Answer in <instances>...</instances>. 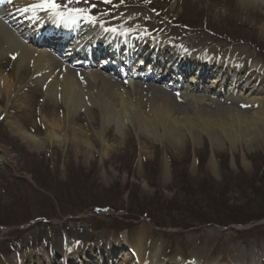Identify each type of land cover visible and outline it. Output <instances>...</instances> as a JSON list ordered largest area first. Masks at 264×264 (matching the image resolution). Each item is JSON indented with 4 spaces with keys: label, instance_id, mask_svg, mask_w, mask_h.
Returning a JSON list of instances; mask_svg holds the SVG:
<instances>
[{
    "label": "rangeland",
    "instance_id": "1",
    "mask_svg": "<svg viewBox=\"0 0 264 264\" xmlns=\"http://www.w3.org/2000/svg\"><path fill=\"white\" fill-rule=\"evenodd\" d=\"M75 2L96 6L97 11L89 9L87 19L122 24V29H130L132 17L143 18L145 25L131 28L141 33L135 34L136 38L146 41L151 40L148 36L177 42L191 39L196 48L206 45L220 52L247 51L241 65L248 70L253 60H259L261 68L255 69V77L262 82L258 87L244 88L241 98L259 101L264 118V0H258L254 10L244 9L237 0H56L65 14L66 9H82ZM13 44L10 40L8 45ZM220 60L216 56L213 61ZM192 61L189 68L185 65L178 72L189 71L188 79L203 76V70ZM206 75L205 81L218 78V87L212 90L213 94L224 92L223 100L231 89L228 78L214 75L209 68ZM127 81L131 80L123 82ZM163 85L172 84L167 80ZM205 86L192 96H207L205 104L213 108L215 116L218 99L209 94L210 85ZM242 86L235 90V100ZM174 94L187 93L181 87ZM35 98L41 108L34 110L35 118L29 123L33 132L26 133L46 144L41 152L28 150L22 136L10 128V119L0 118V146L8 155V162L0 163L2 259L8 252L31 254L41 248L44 253H39L35 264H50L48 258L53 259L51 264H122L125 255L130 259L126 264H136L128 245L120 255L113 254L110 247L124 232L132 241L143 226L150 230L149 239L158 241L163 249L156 264H172L177 255L189 264L201 250L211 261L225 264V254L230 257L229 249L234 247L246 248L245 264L251 263V254L264 257V137H242L244 116L255 113V107L241 102L228 104L247 112L240 122L235 120L224 130L215 127L214 138L200 129L184 130L178 148L158 129L144 128L142 133L130 120L114 121L116 125L108 134L115 140L109 143L102 122L97 126L87 123L99 143L92 156L95 162L89 163L80 162L83 157L74 150L79 142L68 133L61 134L62 142L49 144L42 116L49 119L50 110H42L41 98ZM3 102L2 111L9 105ZM215 117L219 121L220 115ZM222 117L229 121L227 114ZM253 126L247 127L254 131L260 127ZM117 128L121 135H117ZM79 130L80 135L85 132ZM142 134L150 136L148 143ZM187 222H191L190 227L182 229ZM69 245L72 248L68 249Z\"/></svg>",
    "mask_w": 264,
    "mask_h": 264
},
{
    "label": "bare ground",
    "instance_id": "2",
    "mask_svg": "<svg viewBox=\"0 0 264 264\" xmlns=\"http://www.w3.org/2000/svg\"><path fill=\"white\" fill-rule=\"evenodd\" d=\"M237 1L247 10H254L259 3L258 0ZM40 2L41 0H15L11 2L13 3L12 5L8 3L4 10V16L8 25L6 22L0 20V107L4 103V100L9 104L4 111L0 108V118L2 121L10 119V128L22 136L28 150L41 152L46 147V144H40L34 137L26 133V131L33 132L29 123L35 118L34 110L41 108L36 104L35 97L41 98V102L43 103L42 110H46L45 108L50 110L49 119L42 116L49 144L53 146L55 142H62L61 138L63 136L61 134L68 133L72 139L76 138L79 142L74 145V150L76 154H80L83 157V160L80 162L94 163L95 161L92 158L96 154L94 148H99V143L95 141L90 133L88 124L97 126L99 122H102L107 131L105 139L109 143V141L115 140V137L108 134V130L114 128V121L119 119L121 122L127 123L130 120L131 124L137 126L136 128L142 129V133L144 132V128H149L152 131L158 129L163 133V136L171 146L178 148L181 147L184 130L194 131L195 129H200L208 133L210 132L214 138L215 127L224 130L227 125L233 123L235 120L240 122V119H242L241 115L247 112L243 111L242 113L236 108L227 106L228 104L239 102L244 103V105H251L257 109L255 113H251L247 118L246 115L244 116L245 121L242 125L244 127L242 133L244 134H242V137L246 135L249 136V140H252L254 136L263 139L264 118L258 105L259 101L253 98L251 100L241 98L244 88L252 85L258 87V84L262 82L255 77V69L261 68L259 60H253L248 70L241 65L249 55L247 51L227 50L220 52V50L215 48L209 50L206 45H203V48H196V41H192L191 39L185 42H177L176 40L178 39H163L162 37L155 39L151 36H148L151 39L148 41L141 37L137 38L136 44L138 45L131 47L126 44L130 41L129 39L133 40L135 34H141L137 31L134 32V29H139L142 25H145L143 18L132 17L131 27L134 29L130 27L131 30L129 28L122 29V24L112 25L110 23L100 27L93 22L89 30L91 32L84 41L87 49H96L97 38H104L106 41H110L109 38H112L111 43L116 42V40L119 41L115 43V47L120 48L124 45V49L126 47L123 54H120L119 48L118 51L113 50V52L116 51V58H120V65H122L120 69L124 70V73H113L107 63L103 61L106 58L100 59L102 61L99 64L92 65L90 61L94 62L95 60L92 56L89 58L77 54L75 57H72L73 53H68L67 57L58 58L56 55L45 50L47 47L40 46L41 44L44 45V42L32 43L33 41L29 39V45L20 41V37L10 28L15 26L13 23L22 24L24 29L27 30V34L30 35L29 33H31L33 35L31 38L35 41H37L36 37L40 39L41 36L46 34L54 35L52 32L45 31L47 27L44 28V26L47 23L48 17L54 16L49 14H55V12L47 8L33 10L30 7ZM73 4H81L82 6L80 7L86 10L82 14L84 18L89 16V9L92 10L91 12L97 11L96 6L92 8L90 3L75 2ZM25 8L28 11H24ZM7 15L10 16V19H8ZM68 19V25L61 24L60 28L65 29L60 34L62 35L63 32L69 31L68 34H73L75 37L78 30L72 29L70 31L69 27L73 25L74 21L71 18ZM82 20V18L75 19L76 22ZM33 24L34 26H32ZM152 32H156V29ZM53 39L55 38H50V40ZM10 40L16 44L8 45ZM123 40H126L127 43L124 44ZM52 46L56 48V43H52ZM145 46L148 47L147 53L150 51V55L151 53L156 54L158 51L159 53L161 51L166 52L161 55L166 57L168 62L162 63L154 55L147 57ZM205 48L209 52L205 51ZM63 51L61 49L57 52L61 53ZM216 56L221 59L219 62L213 61ZM141 57L145 60L141 59ZM181 58L188 68L192 59L195 58L192 64L203 68L201 69L203 70L201 73L203 76L188 79L189 71L177 76L179 72L175 67L174 69H170V62ZM199 58L201 59L199 60ZM113 64H116V62L114 61ZM131 64L134 65L133 69H127V67H131ZM162 67L170 70L162 71ZM207 68H209V71H213L214 75H223L230 81L231 89L227 90V92H232L230 95L227 93V96L223 100L221 96L225 95L224 92L220 93L221 90H219L213 94L214 91L212 90L218 87L217 84L220 82L218 78L205 81L207 78ZM155 71H157L156 77L151 75ZM125 77L131 81L123 82L127 79ZM168 79H170L169 81H171L172 85L164 86L163 82ZM183 82L187 85L184 86ZM206 83L210 85L207 87L209 94L216 96L218 99L215 105L219 108L215 114L220 115L219 121L215 119L216 115L214 116L213 108L205 104L207 96H192V94L199 93L205 89ZM24 84V88L26 89L23 91L24 88L22 87ZM45 85L46 87H44ZM241 86L243 88L240 91L239 98L235 100L233 94ZM181 87H185L187 94L175 95L174 92ZM219 87L222 89V86ZM83 106H85V110L82 111L81 107ZM249 110L248 106L246 111ZM86 111L89 113L86 114ZM226 114L229 121H226L225 117H222ZM86 115H89L88 119ZM249 124L257 126L256 128H258V125L260 127L254 131L247 127ZM79 129H83L85 132L80 135ZM120 131L117 128V135H121ZM150 139V136L142 134L144 142L148 143ZM106 148L107 152H110L109 146H106ZM7 162V151L0 146V163ZM119 236L120 239L114 243L112 242L113 247H110L113 254H119L128 245L127 247L130 248L131 254L136 258V264H156L155 262L158 263L162 258L163 249H161L158 241L155 239L151 241L149 239L150 230L148 227L143 226L140 231H136L132 241L128 239L129 236L125 232ZM76 246L78 245H74V247ZM69 247L72 248L71 245L68 246V249ZM37 251L31 254L18 253L17 251L14 254L8 252L9 255L4 257L6 259H2L1 257L3 256L0 257V264H35L39 253H44V250L41 248H37ZM229 252H231L230 257L227 254L224 256V259L227 261L225 264H245L244 261L247 259L245 247L230 248ZM206 255L205 251H199L198 256L193 255L194 257L189 264H220L218 261H211ZM184 256L186 255L183 254ZM124 257L123 263L126 264L130 259L126 255ZM47 261L51 264L53 259L48 258ZM181 261L183 260L177 255L172 258L171 262L172 264H186ZM250 262V264H264V257L259 258L251 254ZM159 264H163L162 261Z\"/></svg>",
    "mask_w": 264,
    "mask_h": 264
},
{
    "label": "snow or ice",
    "instance_id": "3",
    "mask_svg": "<svg viewBox=\"0 0 264 264\" xmlns=\"http://www.w3.org/2000/svg\"><path fill=\"white\" fill-rule=\"evenodd\" d=\"M108 2H110V0H108ZM30 7L33 10L45 9V8L51 9L54 12H56L57 15H61L62 17L64 16V14L59 11V9L61 8V5L57 4L56 0H41L40 3L33 4ZM24 11H28V9L25 8ZM66 11H67L68 18L73 19L74 22H75V19H77L80 16V14L86 12L85 9H66ZM90 19L92 22H95V17H91Z\"/></svg>",
    "mask_w": 264,
    "mask_h": 264
},
{
    "label": "trees",
    "instance_id": "4",
    "mask_svg": "<svg viewBox=\"0 0 264 264\" xmlns=\"http://www.w3.org/2000/svg\"><path fill=\"white\" fill-rule=\"evenodd\" d=\"M191 222H187V224L185 226H182V227H187L190 225Z\"/></svg>",
    "mask_w": 264,
    "mask_h": 264
}]
</instances>
